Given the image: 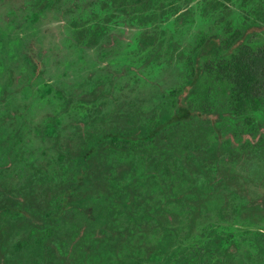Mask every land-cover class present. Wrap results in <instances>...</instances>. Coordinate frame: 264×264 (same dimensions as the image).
Returning <instances> with one entry per match:
<instances>
[{"label": "trees", "instance_id": "16d2710c", "mask_svg": "<svg viewBox=\"0 0 264 264\" xmlns=\"http://www.w3.org/2000/svg\"><path fill=\"white\" fill-rule=\"evenodd\" d=\"M119 1L152 6L136 13L143 24L165 10L183 24L191 13L180 0ZM208 3L211 25L188 47L186 78L161 105L86 113L91 126L84 121L61 145L52 115L45 131L54 154L26 162L18 183L0 177V264H264V228L227 231L219 222H264V196L251 198L236 170L247 158L264 172V0ZM102 32L88 30L96 40ZM161 32L149 58L180 50L172 29ZM103 84L81 102L93 106ZM10 151L5 145L7 166ZM212 213L216 221L200 224Z\"/></svg>", "mask_w": 264, "mask_h": 264}, {"label": "rangeland", "instance_id": "374dc122", "mask_svg": "<svg viewBox=\"0 0 264 264\" xmlns=\"http://www.w3.org/2000/svg\"><path fill=\"white\" fill-rule=\"evenodd\" d=\"M209 1L180 0V11H191L183 24L175 23L173 10L143 24L136 13L152 9L145 2L122 8L119 0H56L44 7L35 0H0L1 183H18L26 175L22 168L26 162L32 164L54 154L55 138L45 131L52 115H59L57 139L61 145L77 139V128L87 125L88 113L106 117L117 106L127 110L161 105L164 95L186 78L188 47L199 31L211 25L214 10ZM227 3L234 7L233 2ZM99 27L103 32L96 40L88 30ZM164 29H172L180 50L149 58L151 40L157 42ZM33 60L40 65L39 72L34 70ZM101 81L104 96L93 106L82 103L81 98ZM64 97H70L68 105ZM5 145L12 151L8 166L1 160ZM254 165L244 158L236 170L245 179L248 195L258 199L264 196V172L258 159ZM217 219L213 213L205 215L200 224ZM219 222L227 231L264 228V222L237 221L232 216Z\"/></svg>", "mask_w": 264, "mask_h": 264}]
</instances>
